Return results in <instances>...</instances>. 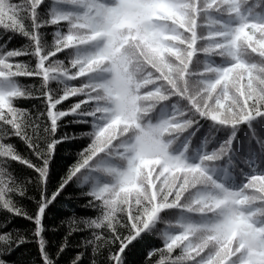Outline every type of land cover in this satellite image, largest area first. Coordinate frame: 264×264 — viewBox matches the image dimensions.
Returning <instances> with one entry per match:
<instances>
[{
	"label": "snow or ice",
	"instance_id": "6c2138e0",
	"mask_svg": "<svg viewBox=\"0 0 264 264\" xmlns=\"http://www.w3.org/2000/svg\"><path fill=\"white\" fill-rule=\"evenodd\" d=\"M70 184L95 214L53 246ZM0 214V264H61L76 231L64 264H264V0H0Z\"/></svg>",
	"mask_w": 264,
	"mask_h": 264
},
{
	"label": "trees",
	"instance_id": "16d2710c",
	"mask_svg": "<svg viewBox=\"0 0 264 264\" xmlns=\"http://www.w3.org/2000/svg\"><path fill=\"white\" fill-rule=\"evenodd\" d=\"M13 44L15 46H19V41H14ZM24 83H33V80L27 79L23 81ZM55 87V85H53ZM75 100L72 97H69L67 101L62 102L63 107H67L69 104L74 103ZM28 106V105H24ZM66 119V118H62ZM82 129L77 125H67L62 128L61 131L64 132H79ZM85 140L83 138L68 141L63 146H60L55 155V163L52 165L50 169L51 179L49 181V188L54 190V186L59 182L61 176H63L69 165L74 163L77 158V153L80 151L82 147H84ZM12 143L17 146L18 149L24 151V145L18 141L13 139ZM26 154V153H25ZM18 172L23 174L24 170L18 167ZM80 191L79 187L75 184H70L66 186V190L63 191L61 195H59L56 200L53 201L51 205L46 209V215L44 218V224L48 231L46 232V239L52 242L53 246L56 243L60 242L64 237L65 233L69 231L70 224L69 218L73 216V213L77 217L85 216V215H94L88 209L81 208L80 205L84 203V200L77 199V193ZM29 196L35 197L36 193L31 189L28 193ZM23 206L29 211H33L34 209V200H30L25 198L21 201ZM0 219H3V214H0ZM64 221V223H61ZM26 225V221L21 218H16L13 221V225L10 227L19 228L23 231ZM54 229V230H53ZM87 233L83 231H76L69 237V247L64 254V261H66L69 257H71L76 251L77 248L74 245L82 239ZM150 243L152 246L159 247L160 241L155 236L151 237ZM35 257V247L31 243H27L25 245H21L20 248L15 251L11 256L7 257V259L13 261V264H25L26 261H30ZM135 259H139V254L135 257ZM64 261L61 264H64ZM85 264H87V258H85Z\"/></svg>",
	"mask_w": 264,
	"mask_h": 264
}]
</instances>
